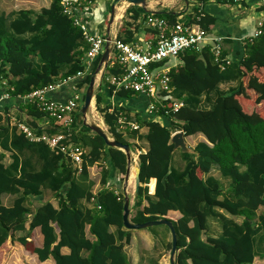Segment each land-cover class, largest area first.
Returning a JSON list of instances; mask_svg holds the SVG:
<instances>
[{
	"label": "trees",
	"instance_id": "trees-1",
	"mask_svg": "<svg viewBox=\"0 0 264 264\" xmlns=\"http://www.w3.org/2000/svg\"><path fill=\"white\" fill-rule=\"evenodd\" d=\"M188 2L193 8L185 24H197L209 33L216 18L198 0ZM102 4L97 16L87 17L93 25L109 20L110 9L106 16ZM129 11L130 16H126V23L117 33L123 42L136 41L135 34L142 27L149 33L147 39L154 37L155 30L144 27L147 16L175 25L182 14L145 12L136 6ZM243 48V56L232 58L224 69L214 62L209 45L200 50L187 49L178 58L155 64L168 65L173 97L183 101L178 112L170 116H164L159 109L154 117L163 122L150 116L137 117V113L131 116L128 107L118 108L108 101L114 86L107 77L120 75L124 70L121 65H107L94 93L96 108L110 137L128 144L130 149V139L145 141L147 146L145 152L138 154L140 184L130 221L159 220L169 211L180 214L177 221L171 220L177 234L175 264H255L256 257L264 260V212L257 213L264 206V34L246 41ZM87 50L82 31L63 13L60 0H50L39 12H0V95L9 93V98L0 102V256L16 245L17 251L22 247L40 262L52 258L54 264H130L125 246L131 240V230L122 223L124 195L115 192L126 172L124 152L107 146L100 136L81 124L79 106L70 140L86 147L87 153L77 174L61 153L42 142L30 141L15 126H9L6 117L15 105L37 133L44 128L56 133L58 123L51 119L41 128L37 119L46 113L21 98L84 71L75 82L83 102V89L100 61L97 56L86 68ZM229 82H236V86L220 89V84ZM138 95L141 94L121 88L113 98L118 104ZM165 103L170 104V100ZM120 113L133 119L140 130L120 131L116 125ZM174 130L182 131L184 136L201 134L205 138L197 142L192 153L179 152L185 163L180 170L172 165L176 150L170 137ZM137 148L140 150V146ZM5 153L10 162L4 163ZM95 164L101 189L93 193L88 167ZM212 167L228 179L226 188L210 174ZM152 178L155 188L150 195L148 183ZM46 190L56 205L46 200L32 208L33 199L40 200ZM3 195L13 197L10 205L2 203ZM82 200L92 206H80ZM212 220L219 226L215 235L209 233ZM86 225L92 238L86 234ZM35 228H39L42 238L40 246L35 240H28ZM256 245H263V249L258 250ZM62 247L69 252L62 253ZM170 249L171 241L167 251Z\"/></svg>",
	"mask_w": 264,
	"mask_h": 264
},
{
	"label": "built area",
	"instance_id": "built-area-1",
	"mask_svg": "<svg viewBox=\"0 0 264 264\" xmlns=\"http://www.w3.org/2000/svg\"><path fill=\"white\" fill-rule=\"evenodd\" d=\"M245 0H198V4L204 6L208 3H225L231 6H241ZM63 13L70 16L72 22L83 33V38L88 44L85 54L86 68L91 62L101 56L107 42L106 33H97L90 30L88 18H94L99 12L93 0H60ZM263 8V14L258 18L253 32L243 37V42L252 41L264 34V0L259 4ZM118 10V9H117ZM105 15H103L104 17ZM146 26L155 30L153 38L142 42H123L117 38V33L110 34L111 52L109 53L108 64L115 63L123 66L124 70L120 75L107 77V82L114 86V91L119 89L130 90L137 94L146 96L149 99L147 112L151 115L158 114L162 109L164 116L175 114L183 106V101L173 97L172 87L169 85V67L154 66L157 63L178 58L180 53L187 49L200 50L209 45L213 60L221 69H224L232 62L229 56L223 55V37L213 36L201 29L197 24L176 23L170 25L166 20L157 16H147ZM243 43V44H244ZM84 71H78L73 76H68L62 80L51 83L47 86L37 88L29 94L23 96V101L35 103L46 113L48 123L54 119L56 133L43 132L37 133L36 128L30 127L26 123V118H18L10 112L6 114L8 125L15 126L17 131L22 133L32 142H42L49 148L61 153L72 166L77 174L82 170L83 157L87 153V148L79 143H71L70 135L75 113L79 108V101L82 96L81 89L75 83ZM3 85L4 81L1 82ZM69 86V97L65 100H56L50 97L52 92L57 89ZM9 98V93L4 92L0 96V102ZM169 99L170 104L165 100ZM1 113V112H0ZM117 128L120 131L140 130L139 125L133 119L120 113L116 119ZM180 130H174L171 135ZM140 152H138L139 154ZM97 164L88 167V172L99 175ZM116 193H119L115 190Z\"/></svg>",
	"mask_w": 264,
	"mask_h": 264
},
{
	"label": "crops",
	"instance_id": "crops-1",
	"mask_svg": "<svg viewBox=\"0 0 264 264\" xmlns=\"http://www.w3.org/2000/svg\"><path fill=\"white\" fill-rule=\"evenodd\" d=\"M146 1H147L149 9L158 10V11L165 10V11L182 12V14H180L178 16V22H180V23H185L188 21L189 14L193 8V5L191 3L189 4L188 1H187L186 5H184L182 2H180L178 0H146ZM261 1L262 0H245L241 6H237V7L242 8L241 10L240 9L234 10L231 5H228L225 3H220V2L219 3H208V4L204 5V10L216 18V22L214 25H212L210 27L211 30L209 33L212 34L213 36H221L224 38L223 39V52H225L227 54L226 56H229L231 59L232 58H240L241 56H243V51H244V48H243L244 44L243 43L244 42H243L242 38L253 32L255 25H256V22H257L258 18H260V16H258V17L253 16V13L263 14V8H262V6L259 5L261 3ZM102 2L104 3V6H106L107 0H98V3H96V4L94 3V4H95V6H103ZM154 5L159 6V8L152 7ZM121 6H126V5H121ZM121 6L119 8H121ZM132 6H134V5H132ZM219 6H224L225 8H227V10L223 9L221 11V10H218V8L214 9V7H219ZM2 7H4V8H0L1 9L0 12H3L5 14H8L9 12L16 11L19 9H31L34 12H39L41 9V8H39L37 10V9L33 8V6H31V7H20L17 9L13 8V6L11 9H8V7H11V6H2ZM44 7H46V6H44ZM127 7H129V6H127ZM136 7H139V6H136ZM123 9L124 10H122V12L126 11V8H123ZM129 10L125 13V16H127V17L130 16ZM117 11H119V9ZM121 14L119 12L116 13V15L118 17L117 19L120 20V17H122ZM242 15H244V16L246 15V16L243 17L242 19H240L239 17ZM140 20H141V15L138 18V21H140ZM125 21H127V19H125ZM220 22L222 23L221 25H219ZM107 23L108 22H106V21H102V22L96 23V25H93V22H90L89 28H90V30H92V31L94 30L95 32L99 33L98 28L104 27V29H105L104 33H106ZM121 26H122V23H120L118 25V24L113 22L112 25L110 26V34L113 35L115 33H118V31H119L118 28ZM144 27H146V26L144 25ZM212 31H214V32H212ZM148 36H149V33H147V31L145 29H143V27H142V28H140V30L138 32H136L135 40L137 39L136 42H142V41L146 40ZM231 83L233 84L232 87L236 86V82L222 83V84H220V89L223 90L221 88V85L231 84ZM227 89H225V90H227ZM69 93H70L69 86H63V87L57 89L55 92H52L50 94V97L53 99H56V100H65L69 97ZM114 94H115V92H113V95L111 96V98L108 99V101L111 102L112 106H117L118 108L126 106L129 108L128 111L130 112L131 116L137 113L138 114L137 117L139 116V117L143 118L142 116H150L151 118L158 120L159 122H163L161 118L156 117V116L154 117V115H151L147 112V106L149 103V99L146 96L138 95V96L134 97L131 101H126V103L124 102V103L116 104L114 101V98H113ZM125 109L127 110V108H125ZM8 112H10L12 115H14L18 118H19V116L20 117H22V115L24 116L23 113L19 114L16 111L15 105L13 107H11L8 110ZM37 123L42 128L43 126L48 125V119L46 117H42L40 119H37ZM142 130L145 132V129H142ZM185 140L191 148H194V146L197 144V142L204 141L205 138L201 134H196V135H192V136H185ZM146 148H147V146L146 147L140 146V150H139V148H137L136 150L133 149V151L130 149L131 155L134 158V163H132V165H131V168L129 171L128 182H127V186H126V190H127L128 197H129V208H130L129 218H130V213L132 211V206L134 205L135 200H136V198H135L134 167L138 166V152H145ZM179 152L180 151L178 149L175 151L174 156H173V162H172L173 167L178 169V170L183 169L184 164H185L184 161L181 159ZM176 153H178V157L176 156ZM175 159L178 162H176ZM210 174L213 175L214 177H217L222 183L228 182V179L221 177L220 174L218 173V170L214 167H212ZM89 176H90V173H89ZM114 176L117 177V179H119L118 173H114ZM90 178H91V176H90ZM99 178H100V176L97 175L96 179L95 178L91 179L94 182L93 187L99 186L96 189H93V187H92L93 193H96L99 189H101V186L99 184ZM150 181H152V187H150V183H151ZM150 181L148 183L149 194L153 195L154 188H155V179L152 178V179H150ZM122 187H123V180L120 184V187L116 188L115 190L118 192H122L124 195ZM9 197H12V196L3 195L1 198L2 203L6 206L10 205L12 200H13L12 198H9ZM5 199H8V202H6ZM52 199H53V197L51 199H49V201H51L54 205H56V203H54L52 201ZM43 201H46V200H43ZM80 206L89 208L92 206V204L82 200L80 202ZM165 217L172 220V221H177L180 217V214L177 211H169L165 215ZM88 227L89 226L86 225V228H85L86 234L88 237L92 238L91 235L88 233ZM110 230L114 231L115 227L111 226ZM31 239H33V241L34 240L36 241V246L41 245V239L42 238L40 235L39 228H35L31 232V236H30V238H28V240H31ZM170 241H171L170 231H169V229H165L164 227L145 228V229L131 231V240H130L129 244L125 246V252L129 258V263L130 264H143L147 261V263L152 264L153 261H157L158 263L168 264L169 263V254L167 255V253H168L167 244ZM16 248H18V246L12 245V248L10 250L11 253H12V250L13 249L16 250ZM61 251H62V253H68L69 252L67 247H62ZM18 253L20 254V257L22 256L21 264H25V263H23L24 257H23L22 252L19 251ZM31 256L34 257V262L29 263V264H36V263H38V264H54V260L52 258H49L45 261L40 262L37 259L35 254H31ZM256 259L257 258L254 259L255 264L264 263V260L259 259L258 261H256Z\"/></svg>",
	"mask_w": 264,
	"mask_h": 264
},
{
	"label": "water",
	"instance_id": "water-1",
	"mask_svg": "<svg viewBox=\"0 0 264 264\" xmlns=\"http://www.w3.org/2000/svg\"><path fill=\"white\" fill-rule=\"evenodd\" d=\"M124 3H127L129 5H134V6H140L143 8V11L145 12H151V13L160 12L158 10L149 9L146 0H113L110 6V11H109L110 15H109L107 28H106L107 42L104 46V51L100 56V61L98 63V66L95 72L93 73V75L90 77L89 83L85 89V92L83 95V102H82L79 112L82 116V125L86 126L91 131H93L95 134L100 136L104 140L107 146L118 148L122 150L124 154L126 155V172L124 175L123 187H122L123 192H124L123 213H122L123 227L127 230L134 231V230L145 229V228L158 226V225H165L169 229L170 234H171V249L169 252V264H175L174 257L178 251L177 250V234H176L174 225L170 219L164 217L159 220H150V221L143 222V223H133L129 219L130 208H129V197H128V193L126 190V186H127V181H128L131 165L132 163H134V158L131 155L130 146L128 144H122L121 142H118L114 140L112 137L108 136L107 132L103 129L102 126L96 124L95 122L87 121V114L90 110L92 101L94 99L96 77L99 74L100 75L99 78L101 80V78L103 77L104 70L108 65L109 53L111 52L110 26L112 25V23L114 22L116 18V10L121 5H124ZM186 4H187V1H186ZM170 143L173 144L174 150L178 149L180 152H183V153L193 152V148L189 147L188 143L185 140L184 133L182 131L173 133L170 137ZM134 173H135V198H136V191L140 184L138 166L134 167Z\"/></svg>",
	"mask_w": 264,
	"mask_h": 264
},
{
	"label": "rangeland",
	"instance_id": "rangeland-1",
	"mask_svg": "<svg viewBox=\"0 0 264 264\" xmlns=\"http://www.w3.org/2000/svg\"><path fill=\"white\" fill-rule=\"evenodd\" d=\"M178 1H180V2H182L184 5H186V1H189V0H178ZM112 2H113V0H107V2H106V16H107V12H108V9H110V6H111V4H112ZM49 3H50V0H0V8H4V7H2V6H11V7H8V9H11L12 8V6H13V8H20V7H31V6H33V8H35V9H39V8H42V7H44V6H48L49 5ZM124 5H126V6H121V8L122 9H120V8H118L119 9V11H117L116 10V13L117 12H119L120 14H121V16L122 17H120V20L119 19H117L118 17H117V15H116V18H115V20H114V23H116V24H120V23H122V26H124V24L126 23V21H125V19H127V17L125 16V13L131 8V6L132 5H129V4H127V3H124ZM127 6H129V7H127ZM140 7V6H139ZM152 7H157V8H159V6H152ZM169 7V6H168ZM171 7V6H170ZM173 7V6H172ZM123 8H126V11H124V12H122V10H124ZM141 8V10H143V8L142 7H140ZM218 8V10H227V8H225L224 6H219V7H214V9H217ZM232 8L235 10V9H242V8H240V7H237V6H232ZM156 9V8H155ZM1 10V9H0ZM229 12V11H228ZM232 14V13H231ZM124 16H125V18H124ZM246 16V15H245ZM244 15H242V16H238L240 19H242L243 17H245ZM253 16H256V17H258V16H262V14H259V13H257V14H255V13H253ZM108 22V21H107ZM108 24V23H107ZM144 24H145V26H146V23L144 22ZM222 23L220 22L219 23V25H221ZM121 26V27H122ZM121 27H119L118 28V30L120 31L121 30ZM116 28V27H115ZM98 32L99 33H104L105 32V29H104V27H102V28H98ZM212 32H214V31H212ZM99 74L97 75V77H96V85H95V90H94V93L97 91V86L99 85V82H100V78H99ZM233 86V84L231 83V84H223V85H221V88L223 89V90H225V89H227V88H231ZM83 91H85V88L83 89ZM81 105H82V102H81V100L79 101V106L81 107ZM26 116L24 115H22V118H25ZM79 119L81 120V124H82V116L80 115L79 116ZM87 121L88 122H95L96 124H98V125H100V126H102L103 127V129L107 132V127L105 126V124L103 123V120H102V117H101V114H100V112L97 110V108H96V104H95V98L93 99V101H92V105H91V107H90V110H89V112H88V114H87ZM108 134V133H107ZM108 136H110L109 134H108ZM194 138V137H193ZM130 142H131V150L133 151V149L134 150H136L137 149V146H141V147H146V143H145V141H137L136 143L134 142V140L133 139H130L129 140ZM133 147V148H132ZM190 147V146H189ZM176 156L178 157V153H176ZM175 161H176V159H175ZM174 161V162H175ZM7 162H10V157H9V155H8V153H5V157H4V163H7ZM176 162H178V161H176ZM91 179H96L97 178V175H94L92 172H91ZM97 185V184H96ZM227 185H228V182H223L222 183V186L224 187V188H226L227 187ZM99 186H96V187H93V189H96V188H98ZM9 198H12L13 199V197H9ZM52 198V194H51V192L50 191H44L43 192V196L41 197V200H37V199H33V201L30 203V205H31V207L32 208H34V207H36L38 204H39V202L40 201H43V200H49V199H51ZM5 201L6 202H8V199H5ZM52 201L54 202V203H56L55 202V200L54 199H52ZM262 212H264V206L263 207H260L258 210H257V213H262ZM237 220L239 221L240 220V218H237ZM153 227H164L165 229H168L165 225H158V226H153ZM219 232V226H218V222L217 221H214V220H212L211 222H210V231H209V233L210 234H212V235H215V234H217ZM22 233H16L15 235L17 236V235H21ZM256 247H257V249L258 250H262L263 249V245H256ZM20 249L19 250H21V252H22V254H23V257H24V259H23V263H25V264H29V263H33L34 262V257L33 256H31V254L30 253H28L27 251H25V250H22L23 248L22 247H19ZM19 251H16L15 249H13L12 250V253H11V251H9V252H4L3 254H1V256H0V264H21V260H22V256L20 257V254L18 253ZM169 254V251H168V253H167V255ZM15 255V256H14ZM257 259H256V261H258L259 260V258L258 257H256ZM36 264H38V263H36ZM143 264H150V263H147V261L145 262V263H143Z\"/></svg>",
	"mask_w": 264,
	"mask_h": 264
},
{
	"label": "bare ground",
	"instance_id": "bare-ground-1",
	"mask_svg": "<svg viewBox=\"0 0 264 264\" xmlns=\"http://www.w3.org/2000/svg\"><path fill=\"white\" fill-rule=\"evenodd\" d=\"M120 9H122V8H120ZM132 170V169H131ZM134 179H135V173H134ZM128 182V181H127Z\"/></svg>",
	"mask_w": 264,
	"mask_h": 264
}]
</instances>
